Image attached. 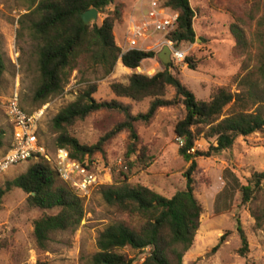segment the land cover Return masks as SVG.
Wrapping results in <instances>:
<instances>
[{"label":"trees","instance_id":"obj_1","mask_svg":"<svg viewBox=\"0 0 264 264\" xmlns=\"http://www.w3.org/2000/svg\"><path fill=\"white\" fill-rule=\"evenodd\" d=\"M26 11L19 15L18 36L25 33L31 41L36 56L38 78L33 90V100L40 105L51 96L60 94L74 70L100 66L102 76L109 75L115 63L131 69L126 82L112 81L111 92L120 98L134 102L149 99L145 112L131 113L129 103L117 99L97 101L93 93L95 82L87 81L74 100L61 108L51 120L56 133L55 147L65 148L70 157L77 160L92 159L102 150L104 143L116 133L127 130L132 142L138 135L134 123H148L161 107L182 105L184 114L173 127L178 139V155L188 164L183 171L185 188L165 197L148 186L128 182L127 171L119 170L111 184L100 185V193L107 205L139 220L138 226L124 221L108 222L96 238L97 251L83 259L84 264H133V259L120 250L129 247L134 251L149 248V253L139 264H182L184 254L192 247L200 225L203 208L194 195L197 159L211 157L222 151L230 152L238 137H247L264 130V0H253L247 12L253 29L248 34L237 22L229 25L235 44L234 54L243 56L241 72L233 83L235 90L218 86L211 90L207 100L197 99L172 73V63L152 75L135 72L140 63L155 56L153 50L130 49L125 52L115 43L113 29L122 21L123 5L114 0H25ZM113 5L111 10L106 8ZM163 5L177 12L175 28L166 36L178 48L180 43L196 40L193 28L195 11L189 0H163ZM94 7L105 14L100 25H85L81 13ZM180 49V48H179ZM189 69L195 62L185 55L182 61ZM5 63L0 52V80ZM174 90L166 98L167 88ZM99 110H115L124 119L100 137L93 145L82 144L69 132L78 120H83ZM5 131L0 127V148ZM206 141L204 149L196 142ZM9 148V147H8ZM136 147L130 144L128 154ZM156 154L146 146L137 151L134 163L140 169L147 168ZM12 188L25 194L28 208L57 209L55 214H44L33 221V238L39 249L46 250L51 234L56 231L74 232L84 214L83 198L62 182L45 160H33L26 170L7 180L0 187L1 197ZM263 191L264 170L253 171L246 184L239 186L241 202L250 201L255 192ZM256 225L264 223V205L254 216ZM236 230L241 239L238 252L248 251L247 238L237 221ZM224 238V234L221 235Z\"/></svg>","mask_w":264,"mask_h":264},{"label":"rangeland","instance_id":"obj_2","mask_svg":"<svg viewBox=\"0 0 264 264\" xmlns=\"http://www.w3.org/2000/svg\"><path fill=\"white\" fill-rule=\"evenodd\" d=\"M123 5L122 21L115 25V43L121 44L119 33L125 25L136 17L138 0H116ZM253 0H189L195 11L193 28L196 40L193 43H180L178 48L186 53L196 64L189 69L182 61H170L171 72L189 88L197 99L207 100L211 90L226 86L235 90L234 77L241 72L243 56L234 54V38L229 25L237 22L246 33L252 31L253 24L247 18V12ZM25 0H0V52L5 70L0 80V96L8 97L17 91L20 105L28 112L43 109L37 136L49 152L55 148L56 133L51 129L54 115L70 101L74 100L86 82H95L97 90L93 97L97 101L117 99L129 103L131 113L145 112L149 99L134 102L115 96L109 84L112 81L126 82L131 69L116 62L112 72L103 77L100 66L74 70L60 94L51 96L44 104L33 100V90L37 82L38 71L36 56L32 53L31 41L24 33L18 36L19 15L26 11ZM113 5L106 9L111 10ZM105 14L99 13L93 23L100 25ZM120 25V26H119ZM126 26V27H127ZM162 42L161 37H157ZM115 39V38H114ZM122 45V44H121ZM162 45L147 46L143 50H153L155 56L144 59L134 71L152 75L163 69L157 56ZM152 47V48H151ZM174 90L167 88L165 97L171 98ZM184 114L182 105L159 108L154 117L144 123H134L138 135L132 142L127 130H122L103 145L102 150L94 153L90 161L98 176V185L88 197L83 198L84 217L74 231H56L47 242V249H39L33 238V221L44 214H55L57 209L28 208L26 194L19 188H12L0 199V264H84L83 259L97 251L96 238L104 226L111 221L121 220L131 226H138L139 220L120 213L103 200L100 185L111 184L119 170L127 171L128 182L140 183L150 187L165 197H171L176 191L185 188L183 171L187 163L178 155V139L173 127ZM124 119L121 112L99 110L83 120L76 121L69 132L82 144L93 145L100 137L110 131ZM11 126L0 108V127L5 131L4 145L0 156L10 145ZM130 144L136 151L128 154ZM207 143L200 139L196 142L199 149ZM156 154L155 160L145 169L134 163L140 147ZM33 160L10 167L0 175V187L7 180L24 172ZM264 170V130L247 137H238L232 150L222 151L207 158L197 159L194 195L202 205L200 225L192 247L184 254L182 264H264V223L256 225L255 215H259L264 205L262 190L254 193L252 199L241 202L239 186L246 184L253 171ZM239 222L248 242V251L244 256L238 250L241 239L236 230ZM224 238L221 239V235ZM139 264L149 253V248L134 251L129 247L120 250Z\"/></svg>","mask_w":264,"mask_h":264},{"label":"built area","instance_id":"obj_3","mask_svg":"<svg viewBox=\"0 0 264 264\" xmlns=\"http://www.w3.org/2000/svg\"><path fill=\"white\" fill-rule=\"evenodd\" d=\"M143 4L145 10L140 20H132L126 31V44L121 46L122 51L143 50L147 47L146 42L150 41L154 34H159L162 42H153L151 46L161 44L162 48L168 45L171 60L183 61L186 53L175 48L166 38L176 26L177 12L165 7L163 0H140V9ZM0 108L12 127L9 148L0 156V175L10 167L28 160H45L62 182L73 188L81 198L88 197L90 191L98 185L94 162L88 158L73 159L65 148L55 147L52 152L47 150L37 136L43 109L39 108L32 112L24 110L20 105L17 91H13L8 97L0 96Z\"/></svg>","mask_w":264,"mask_h":264},{"label":"water","instance_id":"obj_4","mask_svg":"<svg viewBox=\"0 0 264 264\" xmlns=\"http://www.w3.org/2000/svg\"><path fill=\"white\" fill-rule=\"evenodd\" d=\"M99 12L96 8L91 7L81 13V18L85 25H89L92 21H95L98 17ZM158 58L160 59L163 65L170 63V48L168 45L163 46V48L157 53Z\"/></svg>","mask_w":264,"mask_h":264},{"label":"crops","instance_id":"obj_5","mask_svg":"<svg viewBox=\"0 0 264 264\" xmlns=\"http://www.w3.org/2000/svg\"><path fill=\"white\" fill-rule=\"evenodd\" d=\"M114 1H116V0H114ZM137 13H136V17H141V15L143 14V12H144V10H145V4H143V7L140 9V0H138V2H137ZM131 25V22L130 23H128V26L127 25H125L124 27H123V29L120 31V33H119V39H120V41H121V44H118L120 47L121 46H124L125 44H126V40H125V34H126V31H127V29H128V27ZM120 26V25H119ZM127 26V27H126ZM113 34H114V38H115V40H116V31L113 29ZM155 35L156 34H154L152 37H151V40L150 41H147L146 42V45L147 46H151V44L153 43V42H157V38H154L155 37ZM157 37H160V35L159 36H157ZM117 41V40H116ZM163 48V47H162ZM162 48H160L159 49V51L162 49ZM158 51V52H159ZM157 52V53H158ZM156 53V54H157ZM118 62H120V60H118ZM132 72V71H131ZM8 129H9V135H10V137H11V135H12V127L11 126H9L8 127Z\"/></svg>","mask_w":264,"mask_h":264}]
</instances>
